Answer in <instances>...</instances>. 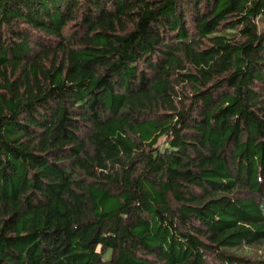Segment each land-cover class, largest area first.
I'll return each mask as SVG.
<instances>
[{
  "label": "trees",
  "instance_id": "obj_1",
  "mask_svg": "<svg viewBox=\"0 0 264 264\" xmlns=\"http://www.w3.org/2000/svg\"><path fill=\"white\" fill-rule=\"evenodd\" d=\"M0 264H264V0H0Z\"/></svg>",
  "mask_w": 264,
  "mask_h": 264
},
{
  "label": "rangeland",
  "instance_id": "obj_2",
  "mask_svg": "<svg viewBox=\"0 0 264 264\" xmlns=\"http://www.w3.org/2000/svg\"><path fill=\"white\" fill-rule=\"evenodd\" d=\"M247 251H255V253H262V249H257L256 247L255 248H250V249H247V250L244 249V253L247 252Z\"/></svg>",
  "mask_w": 264,
  "mask_h": 264
}]
</instances>
